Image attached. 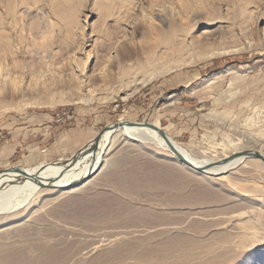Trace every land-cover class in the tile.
<instances>
[{"label": "rangeland", "instance_id": "1", "mask_svg": "<svg viewBox=\"0 0 264 264\" xmlns=\"http://www.w3.org/2000/svg\"><path fill=\"white\" fill-rule=\"evenodd\" d=\"M154 1L0 0V38L13 40L22 35L30 45L25 54L12 57L19 62L4 64L3 71L10 72L7 73L9 78L15 79L21 89L17 91L12 85L3 91L0 88V125L48 126V131L75 125L87 128L89 141L74 153L47 162L49 164L71 160L99 132L119 120L156 122L163 132L198 159L231 156L234 151L227 148L226 143L235 139H241L237 147L243 143L264 155V21H254L255 14H264V0H182L187 2L188 13L183 21L164 28L160 34L164 41L160 44L151 39L153 34H145L140 28L137 40L144 37L150 46L154 45L156 52L167 50L168 56L160 62L180 66L146 82L133 93L130 84L100 86L97 81L84 101L77 102L71 85L61 87L54 82L67 74L65 69L46 66L37 59L35 53L40 52L41 43H48L51 53L57 54L54 55L56 61L61 60V55L68 56V49L74 46L70 25L54 11L61 3L80 13L85 31L93 42L95 58L89 69H101L102 73L114 77L113 81L118 80L124 64L118 43L125 34L117 32L116 23L125 21L133 8L151 10ZM172 2L162 0L160 3L175 6ZM232 3L235 4L230 8ZM244 6L255 13L241 14L239 8ZM105 13L110 16L107 19L111 25L109 38H105L103 32ZM106 43L109 50L103 52ZM139 53L137 50L135 56ZM153 70H148L145 77ZM62 99L66 102H56ZM35 100L42 105L28 104ZM11 105L15 107L5 110ZM240 134L260 139L245 142ZM109 147L103 171L93 174L87 187L71 195L72 198L58 199L51 209L49 207L52 212L55 210L57 218L53 220L57 219L58 224L53 221L54 225L45 223L44 227L54 232L61 247H71L70 254L60 256L62 260H68L71 254L95 242V236L104 227L110 226L111 234L131 228L163 202L171 207L170 212L167 210L164 215L154 217L165 222L184 221L194 230L212 224L190 215L189 208L200 206V202H206L202 207H210L204 208L207 212L228 217L233 213L242 214V221L250 220L249 224L259 228L257 249L264 245V166L259 161L247 159L220 177L203 178L202 182L197 173L188 174L177 168L170 153L150 141L129 139L116 133ZM24 161L0 164V171L35 166H25ZM204 180L213 184L208 185ZM162 182L165 184L160 185ZM169 182L184 185L180 190L172 189ZM66 226L74 232H65ZM138 253L135 248H120L114 252L117 258L105 264H138L134 261Z\"/></svg>", "mask_w": 264, "mask_h": 264}, {"label": "bare ground", "instance_id": "2", "mask_svg": "<svg viewBox=\"0 0 264 264\" xmlns=\"http://www.w3.org/2000/svg\"><path fill=\"white\" fill-rule=\"evenodd\" d=\"M161 1L155 0L151 10H145L143 7L133 8L125 21L118 20L116 23L117 32L125 34V38L118 43L119 52L124 58L118 80L113 81L114 77L106 72L102 73L101 69H89V64L95 58L93 42L85 31L86 26L81 22L78 15L80 13L73 11L71 7L65 8L61 3L55 6L54 11L57 17L66 20L70 25L75 39L74 46L68 49V56L64 57L58 54L62 58L56 61L54 55L57 54L51 53L48 43H41L40 52L36 51L35 53L38 55L37 59H40V62L46 66H57L65 69L67 74L59 81L54 82L61 87L71 85L76 91L77 95L74 99L77 102L84 101L86 93L95 86L93 83L97 81L100 82V86L118 83L121 87L130 84L133 88L131 93H133L146 82L180 66L160 62L163 57L168 56L167 50L163 49L162 52H156V49L153 48L154 45L150 46L144 37L141 40L136 38L141 28L145 34H153L154 37L151 39L160 44L163 40L160 38V34L164 28L184 20L183 17L188 13L189 8L186 1L173 0L174 3H172L176 7L171 4H161ZM234 4L229 5L230 8ZM239 10L241 14L252 15L255 13L248 10L247 6L239 8ZM109 17L106 13L103 15L105 38L110 36L111 25L107 21ZM156 17L158 19L155 20ZM254 21L255 23L264 21V14H255ZM29 46L22 35H18L13 40H9L7 37L5 39L0 38V88L2 87V91L10 85L18 89L17 91L21 89H19L20 85H17L15 79L9 78L8 74L11 73L7 72V74L3 70L4 66L8 65L7 62L16 63L18 61L15 58L13 61L14 54H25ZM108 50L109 45L106 43L103 52ZM137 50H140V53L135 56ZM11 65L13 66V64ZM150 69L154 70L145 77V73ZM44 70L49 69L44 68ZM89 72L90 74H88ZM42 73L44 74V71L41 72V76ZM41 76L40 78H42ZM29 81H27V85L30 86ZM27 82L25 81V83ZM23 83L20 84L24 85ZM113 97L115 96L113 95ZM56 102L66 101L62 99ZM28 104L36 105L41 104V102L35 100ZM12 107L15 106L11 105L5 110ZM153 125L158 127L156 122ZM116 133L118 136L129 139L152 142L159 149L170 153V157L177 168L187 171L188 174L197 173L201 181L207 177H220L229 170L245 163L247 159H255L263 165L259 159L238 156V154H244L248 150H257L253 152L259 153L258 149L243 143L237 147V142L241 139L228 140L227 148L234 153L231 156L224 154L223 158L220 159L217 157L218 162H216L215 157L212 156H204L202 159L192 156L184 147L166 134L177 150L190 163L204 169L201 172H193L173 157L156 132L139 127H123L116 130L109 127L102 135L94 156L91 152L92 144L89 143L80 150L74 162L69 160L66 163H40L31 168L23 167L22 170L12 168L0 171V264H105L107 261H114L113 259L117 258L114 252L120 248L137 249L139 253L134 257V261L138 264L164 263L167 260H171L173 264H264V245H259V249L256 247L259 244L257 239L259 228L255 224H249L251 223L250 220L242 221L240 219L242 214L233 213L228 217L207 212L204 208L210 209V207H202L206 202H200L198 207H190L189 211L190 215L200 217L198 219L212 222L208 228L194 230L184 221L165 222L154 217V215H164L167 210L170 212L171 207L167 202H163L155 208L157 210L147 214L143 219H139L138 223L131 228L118 230L111 234L112 230L108 229L110 226L104 227L103 231L95 236V242L88 244L76 254H71L67 258L68 260H62L60 256L70 254L71 247H61L62 245L57 242L52 234L53 231L50 233V228L47 230V227H44L45 223L50 225L55 222L58 224L57 219L56 221L53 220L57 218V214L54 213L55 210L53 212L50 210L51 205L58 199L62 201L61 199L70 198L71 195L80 192L87 187L89 178L93 174H99L103 171L109 146L113 143ZM240 136L244 138L245 142L253 143L258 142L256 139H260L251 134H240ZM84 157H86L85 160L82 159ZM214 164L217 165L212 166ZM204 182L208 185L213 184L206 180ZM164 184V182L160 183V185ZM168 184L169 188L178 190L184 185L182 182H169ZM65 232L72 234L74 229L66 226ZM96 252L99 254L95 255Z\"/></svg>", "mask_w": 264, "mask_h": 264}, {"label": "crops", "instance_id": "3", "mask_svg": "<svg viewBox=\"0 0 264 264\" xmlns=\"http://www.w3.org/2000/svg\"><path fill=\"white\" fill-rule=\"evenodd\" d=\"M0 125V164L21 163L25 166L51 162L70 155L90 140L86 127L68 128Z\"/></svg>", "mask_w": 264, "mask_h": 264}, {"label": "water", "instance_id": "4", "mask_svg": "<svg viewBox=\"0 0 264 264\" xmlns=\"http://www.w3.org/2000/svg\"><path fill=\"white\" fill-rule=\"evenodd\" d=\"M112 128L113 130L116 129H120L123 127H139V128H143V129H149L151 131H154L158 134V136L163 140V142L165 143V145L167 146V148L169 149V151L171 152V154L173 155V157H175L181 164H183L186 168H188L189 170L193 171V172H201L204 169L200 168V167H196L195 165H193L192 163H190L178 150L177 148L173 145V143L169 140L168 136L166 135L165 132H163L160 128L156 127L155 125H153L152 123H139V122H129V121H125V120H119L118 122H115L113 124L108 125L107 127H105L101 132H99L96 137L90 142L92 144V148H91V152L92 155L94 156L98 150L99 147V143L101 141V137L104 134V132L106 130H108V128ZM88 145V144H87ZM80 153V150L72 157L71 160H73V162L76 160V156ZM238 156H245V157H253L256 159H259L263 165H264V156L261 155L260 153H255V152H246L244 154H238ZM236 156V157H238ZM93 159V157L91 158V160ZM56 162H54L55 164ZM219 165V163H218ZM15 169L18 170H22V168H18L16 167Z\"/></svg>", "mask_w": 264, "mask_h": 264}]
</instances>
